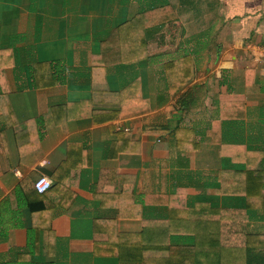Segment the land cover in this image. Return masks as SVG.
<instances>
[{"label":"crops","instance_id":"0c3cea01","mask_svg":"<svg viewBox=\"0 0 264 264\" xmlns=\"http://www.w3.org/2000/svg\"><path fill=\"white\" fill-rule=\"evenodd\" d=\"M152 1L172 13L144 22L139 60L104 61ZM258 46L264 0H0V264H158L195 241L200 202L242 208L218 177H264ZM185 56L193 80L174 93L167 66ZM250 209L264 240V188Z\"/></svg>","mask_w":264,"mask_h":264},{"label":"trees","instance_id":"16d2710c","mask_svg":"<svg viewBox=\"0 0 264 264\" xmlns=\"http://www.w3.org/2000/svg\"><path fill=\"white\" fill-rule=\"evenodd\" d=\"M171 13L169 5L163 6L158 1L143 5L138 15L115 29L103 43L104 61L110 55L119 58L128 55L139 60L140 52L138 49L136 51L132 49L145 48L147 45L142 35L144 22H152L154 26L164 21L163 17H168ZM192 65L189 56L168 64L166 73L169 87L174 93L181 91L193 80ZM237 172L239 171L230 172L225 185L223 171L220 172L217 189L221 193L222 190H231V193H228L230 195L234 192L232 190H244V196L241 197L244 204L242 208L240 206L218 208L207 201L200 202L202 207L196 219L195 241L171 247L169 257L160 261L161 264H264V240L259 239L257 235L249 234L242 224L250 218V207L256 195L259 196L264 188L263 172L241 170L244 174L242 177H239ZM34 186L35 183L34 190H30L26 196V202L31 213L37 215L47 211V200L53 185L44 193H38Z\"/></svg>","mask_w":264,"mask_h":264},{"label":"built area","instance_id":"2783aa9c","mask_svg":"<svg viewBox=\"0 0 264 264\" xmlns=\"http://www.w3.org/2000/svg\"><path fill=\"white\" fill-rule=\"evenodd\" d=\"M257 48H259V50L261 51V59H264V46H258ZM52 184L53 181L51 178L42 175L36 180L35 189L38 193H44L45 191L51 188Z\"/></svg>","mask_w":264,"mask_h":264}]
</instances>
